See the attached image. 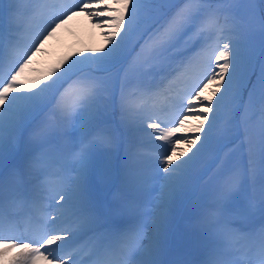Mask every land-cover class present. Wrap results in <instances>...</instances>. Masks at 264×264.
<instances>
[{
  "label": "snow or ice",
  "instance_id": "6c2138e0",
  "mask_svg": "<svg viewBox=\"0 0 264 264\" xmlns=\"http://www.w3.org/2000/svg\"><path fill=\"white\" fill-rule=\"evenodd\" d=\"M4 11L0 3L3 264H264V0H8L7 29ZM81 14L93 27L110 29L102 32L105 47L88 49L59 76L54 70V79L30 80L32 56ZM196 42L200 47L186 57ZM194 63L202 75L186 97L190 107L178 99L169 123L157 101L173 98ZM113 69L124 80L121 124L137 128L140 147L146 140L162 145L150 156L139 148L126 152L119 164L132 187L143 184L145 169L151 172L153 199L123 200L101 212L90 169L98 151L118 153L122 146L105 118L110 81L104 74ZM68 73L71 83L61 91ZM157 75V84L144 83ZM208 85L213 88L202 97ZM190 118L199 122L191 135L175 136ZM26 134L30 151L10 164ZM233 134L245 159L220 161L212 202L197 221L209 239L167 258L173 206L196 178L201 154ZM181 143L184 150L176 147Z\"/></svg>",
  "mask_w": 264,
  "mask_h": 264
},
{
  "label": "rangeland",
  "instance_id": "374dc122",
  "mask_svg": "<svg viewBox=\"0 0 264 264\" xmlns=\"http://www.w3.org/2000/svg\"><path fill=\"white\" fill-rule=\"evenodd\" d=\"M54 2L60 3L62 2V0H54ZM42 27H43L42 25H36L35 31L42 30ZM106 31L107 28L100 29L93 27L92 22H90L88 18L85 17L83 14L77 17H73V19L69 20L66 25L60 28L54 36L44 41L43 45L40 46V51L36 52V54L32 56L31 63L28 69L26 70V76L30 80H33L35 79V76H37V72L40 71L39 65L47 67L45 63V58L46 55L47 56L50 55V52L54 48V45L56 44L54 42V37L57 36L58 34L62 32L70 33L71 36L74 35L76 37H79V39L83 42V38L86 39L88 36H91V40H94V37H101L102 39H104L105 37L104 35H102V32H106ZM27 43L30 44L31 40L27 39ZM199 47L200 45L197 42L191 44L189 46L190 51L185 56L186 57L193 56ZM80 57L81 59L83 58L81 54ZM201 75H202V71L200 65L198 63H194L192 70L189 73V79L187 80L188 81L187 88L175 100H173L172 103L167 104V106H165L162 109V111H160L163 120L170 123L175 119L176 113L179 110V106L177 104L178 99H185L184 106L190 107V105H187L186 103V97L192 91L193 80H198ZM73 79H75V76L73 77ZM68 83H71V80L68 81L66 84H64L63 88H66L68 86ZM63 88L61 89V91H63ZM204 92L205 91L200 92V95L205 96L206 94ZM110 93L111 90H109V94ZM195 103H196L195 100H193L192 104L194 105ZM196 125H197L196 120L190 118L185 122L184 128L178 129V131L174 135L175 136L191 135L190 129ZM147 131L151 132L150 129H148ZM118 135L121 137V134L118 133ZM140 136L141 133L137 130L136 127L133 126L131 127V129L128 130L126 136L121 137V144H122L121 147L123 148L122 149L123 159L126 152H135L138 150V148L140 151H142L148 156L161 150L157 148V146L162 145L161 141L147 142L146 140L143 146L140 147L138 145V140ZM164 146L166 147V145ZM176 147L180 150H184L186 148V145L181 143V144H177ZM29 151H30V144L28 142V137L26 134L24 138L17 144L14 150V158L10 160V164L22 160ZM232 151H233V146H230L229 149H227L221 154L222 155L221 161L230 158L232 155L231 154ZM115 159H116L115 153L110 154L104 151H98L94 157L93 164L90 169L89 186L93 188L95 191V194L94 195L92 194V196L97 204V207L100 209L101 212H108L118 207L120 204V202H118V199L122 198L121 196L116 195L117 192L114 191L112 192L111 189L114 183L113 181L114 179L109 178L107 176V172L110 170V165L115 162ZM173 159L175 160V157H173ZM143 176H144V182L139 187H132L125 182V186H124L126 191L125 200L135 199L137 201L143 202L144 204H147L153 199V197L156 195V184L153 180L150 179L151 172L148 169H145L143 171ZM197 221L198 218L197 220H191L189 226L192 229V231L194 230L200 236V241H207L209 237L205 236V234L201 231V229L197 224ZM171 223H170V227H171ZM181 254H183L181 249H173V252L169 257L177 256ZM0 264H3V262L0 261Z\"/></svg>",
  "mask_w": 264,
  "mask_h": 264
},
{
  "label": "trees",
  "instance_id": "16d2710c",
  "mask_svg": "<svg viewBox=\"0 0 264 264\" xmlns=\"http://www.w3.org/2000/svg\"><path fill=\"white\" fill-rule=\"evenodd\" d=\"M4 2L5 4H7V8H8V0H5ZM7 8H6V12H7ZM107 31H110V29L107 28ZM255 43L258 48L259 36L255 38ZM54 47L55 50L53 48L52 51L50 52V55L46 57V60L48 61V65H49L48 66L49 74L42 73L39 79L43 78L44 76V77H50L51 80L54 79L55 76H59L62 72H64V69L67 68L68 65L72 63L73 60L81 59L80 54L82 53L86 54L88 49L104 48L105 38L102 39L101 37H94V40H91V36H88L83 43L78 39H76L75 37H71L70 35H62V37L59 40H56V44L54 45ZM187 50L188 48L185 50V52H187ZM54 70H55V76L52 75ZM108 74H109L112 94L109 95L110 106L108 108L105 117L106 120L108 121L107 126L111 125L115 129H118L119 131L120 130L126 131L129 128H131V126L122 125L120 122V115H119V97H120L121 89L124 87V80L122 74L118 75V69H113ZM68 75H72V74L68 73L65 76L66 80ZM155 79L159 80L160 76L157 75L154 78L149 77L147 80L144 81V83L153 85V81ZM184 84H185L184 80L178 82L175 88V92L173 93L172 99H169L164 96L160 97L159 100L157 101L156 109H160L163 105V102L166 100L173 101V99L177 97V95L181 93V91L185 88ZM212 88L213 85H208V89L206 90L207 91L206 95L210 94ZM217 127L218 128L223 127V119L218 121ZM231 145H234L235 147L231 153L232 155L230 158L234 160H241V161L244 160L245 158L244 150L240 144V138L238 134H233L219 142H213L201 154L200 162L197 167L196 178L193 180V182L187 188L185 193L179 198V200L173 206L174 207L173 211L177 216L180 210L184 208L185 221H189L190 218L194 216H198L201 213L202 209L212 202V189L215 178L220 171L219 164L221 161L220 160L222 156L221 154L227 149H229ZM122 160H123L122 157L119 158L114 169H111V171H109V175L116 174V178L119 182L123 178V173L119 169V164L122 163ZM187 231L188 228L186 225H184L183 232L179 233L176 243L177 241H179L180 243L185 240Z\"/></svg>",
  "mask_w": 264,
  "mask_h": 264
},
{
  "label": "bare ground",
  "instance_id": "6f19581e",
  "mask_svg": "<svg viewBox=\"0 0 264 264\" xmlns=\"http://www.w3.org/2000/svg\"><path fill=\"white\" fill-rule=\"evenodd\" d=\"M169 258H173V257H169Z\"/></svg>",
  "mask_w": 264,
  "mask_h": 264
}]
</instances>
